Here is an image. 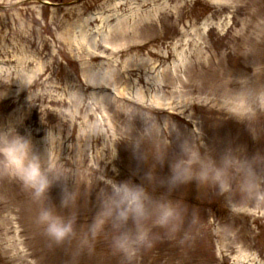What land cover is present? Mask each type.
Segmentation results:
<instances>
[{"label":"rangeland","instance_id":"rangeland-1","mask_svg":"<svg viewBox=\"0 0 264 264\" xmlns=\"http://www.w3.org/2000/svg\"><path fill=\"white\" fill-rule=\"evenodd\" d=\"M0 133V264H264V0H0Z\"/></svg>","mask_w":264,"mask_h":264},{"label":"clouds","instance_id":"clouds-1","mask_svg":"<svg viewBox=\"0 0 264 264\" xmlns=\"http://www.w3.org/2000/svg\"><path fill=\"white\" fill-rule=\"evenodd\" d=\"M29 151L30 140L27 137L12 135L11 133H0V158L9 166H12L14 161H20L27 172L25 179L38 189L45 188L48 184L46 176L39 161L34 156L30 157ZM180 178L179 175L176 176V179ZM112 188L114 198L111 201V207L115 209L117 218L120 221H126L130 215L136 220L145 217L144 202L146 194L141 187L125 182L119 185L113 184ZM170 215V211H165L163 216L158 217L157 222L160 224L165 223ZM43 220L47 234L53 239H63L71 231L70 223H65L63 219L51 213H44Z\"/></svg>","mask_w":264,"mask_h":264}]
</instances>
